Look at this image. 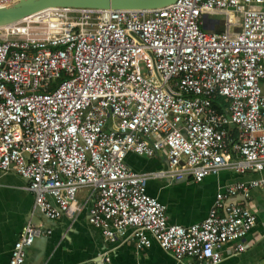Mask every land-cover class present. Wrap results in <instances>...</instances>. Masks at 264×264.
Here are the masks:
<instances>
[{
	"label": "built area",
	"instance_id": "2783aa9c",
	"mask_svg": "<svg viewBox=\"0 0 264 264\" xmlns=\"http://www.w3.org/2000/svg\"><path fill=\"white\" fill-rule=\"evenodd\" d=\"M211 16L224 18L223 30ZM263 81L264 0L43 10L0 27V172L27 181L33 213L48 221L77 215V195L89 189L88 222L104 242L132 229L138 249L154 240L178 262L220 264L226 244L245 251L256 221L229 199L264 194V179L227 184L188 227L168 222L147 182L263 172ZM128 154L160 155L167 168L137 174ZM50 233L27 223L7 264H24Z\"/></svg>",
	"mask_w": 264,
	"mask_h": 264
},
{
	"label": "crops",
	"instance_id": "0c3cea01",
	"mask_svg": "<svg viewBox=\"0 0 264 264\" xmlns=\"http://www.w3.org/2000/svg\"><path fill=\"white\" fill-rule=\"evenodd\" d=\"M218 30L224 29V18L211 16ZM237 28H232L235 31ZM264 92V81L262 83ZM126 165L137 174L151 175L166 170V160L157 155L152 158L128 154ZM264 179L261 173L237 174L224 170L216 177H207L200 182L185 178H153L147 182V192L166 206L170 224L188 227L202 221L208 214L217 192L232 183H248ZM27 181L13 172H0V264H7L10 252L23 226L33 220H40L43 230L51 233L36 239L26 249L24 264H185L178 262L170 252L162 250L152 240L149 248L138 249L128 229L118 243L104 242L100 231L89 224L88 210L93 201L89 189H82L77 201L82 210L70 218L63 216L48 221L32 211L33 195L26 190ZM229 202L247 207L256 216L255 225L244 238L245 251L234 254V244L222 248L220 264H264V194L260 188H253L248 198L237 196ZM35 221V219H34ZM39 225V224H38ZM109 262H105V258Z\"/></svg>",
	"mask_w": 264,
	"mask_h": 264
},
{
	"label": "water",
	"instance_id": "95a60500",
	"mask_svg": "<svg viewBox=\"0 0 264 264\" xmlns=\"http://www.w3.org/2000/svg\"><path fill=\"white\" fill-rule=\"evenodd\" d=\"M177 0H18L14 4L0 7V27L19 22L31 15L51 8H88L117 11H150L175 3ZM30 221L40 224L35 215ZM35 219V221H34Z\"/></svg>",
	"mask_w": 264,
	"mask_h": 264
},
{
	"label": "trees",
	"instance_id": "16d2710c",
	"mask_svg": "<svg viewBox=\"0 0 264 264\" xmlns=\"http://www.w3.org/2000/svg\"><path fill=\"white\" fill-rule=\"evenodd\" d=\"M220 101L223 102V99H221ZM232 136L235 137V132H232Z\"/></svg>",
	"mask_w": 264,
	"mask_h": 264
}]
</instances>
